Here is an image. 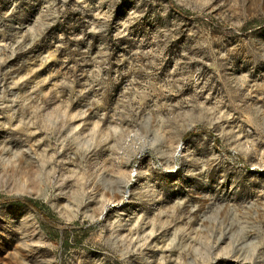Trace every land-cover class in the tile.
Instances as JSON below:
<instances>
[{
    "label": "rangeland",
    "instance_id": "obj_1",
    "mask_svg": "<svg viewBox=\"0 0 264 264\" xmlns=\"http://www.w3.org/2000/svg\"><path fill=\"white\" fill-rule=\"evenodd\" d=\"M0 264H264V0H0Z\"/></svg>",
    "mask_w": 264,
    "mask_h": 264
}]
</instances>
